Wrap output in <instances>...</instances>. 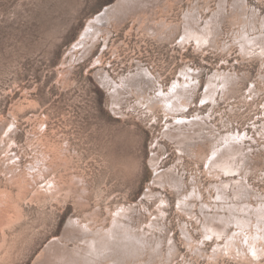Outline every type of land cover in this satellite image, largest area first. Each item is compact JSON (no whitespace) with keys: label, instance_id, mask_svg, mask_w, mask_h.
<instances>
[{"label":"rangeland","instance_id":"obj_1","mask_svg":"<svg viewBox=\"0 0 264 264\" xmlns=\"http://www.w3.org/2000/svg\"><path fill=\"white\" fill-rule=\"evenodd\" d=\"M115 1L0 0V264H33L71 218L91 224L75 232L71 247L120 219L133 235L145 229L144 253L133 258L138 264H264V256L213 254L207 215L225 203L207 159L213 140L203 134L181 151L165 132L175 122L162 101L175 82H189L184 112L204 116L218 138L246 136L245 173L264 195V48L257 53L246 40L260 34L264 44V0H149L113 21L110 35L72 54L87 20ZM194 15L202 26L213 20L211 41L184 39ZM99 70L119 82L129 78L119 104ZM219 72L229 84L215 79L226 90L207 99ZM152 153L159 166L173 168L163 184H155ZM233 175L239 176L224 177ZM148 186L156 195H146ZM197 190L203 196L189 195L192 207H180L179 197Z\"/></svg>","mask_w":264,"mask_h":264},{"label":"bare ground","instance_id":"obj_2","mask_svg":"<svg viewBox=\"0 0 264 264\" xmlns=\"http://www.w3.org/2000/svg\"><path fill=\"white\" fill-rule=\"evenodd\" d=\"M147 1L149 0H116L112 4L105 5L101 11L97 12L87 20L81 35L70 47L74 50L72 51V54L75 52L76 48L87 50L91 46L90 43L92 44L93 42L98 41L102 36L107 37L110 35L112 31L110 30V24H112L113 21L120 20L122 16L124 18V15H127L129 9L136 6V4L138 6L141 3H148ZM132 9L134 10V8ZM191 18L192 17L187 18L190 21L185 24L186 35L184 39L194 37L197 42L207 43L211 41L212 38L209 39V37L214 31L212 26L213 20L207 21L205 24L206 26H202V24L199 23L200 19L197 18V15H194V17ZM193 22H195L196 25H193ZM253 30L255 31V29ZM246 40L247 43H249L247 48H256L257 53L259 52L257 49L258 47L264 48L263 39L260 34H256L255 37H252V35L251 37L246 36ZM263 51L264 50H262V52ZM192 72V69L184 71L183 75L185 76V79L186 76L188 77ZM97 76L114 99V102L119 104L120 93H123V90L126 89V85L129 86L127 88L130 89V85L127 84V79L129 78L122 76L120 79L121 82H119L111 77L105 70H99ZM211 78L212 79L209 81L210 89L207 93V99L214 100L218 91L220 89L226 90L227 86L217 83L215 79L224 78L222 82L227 83L229 81V75H225V72H219L214 74ZM189 84V82L183 83L177 81L171 87L170 91L164 95L162 101H165L166 104L163 103V105H166L170 111L168 113L169 117L175 122L173 124L172 122L169 123L165 132L179 144L181 151H187L190 148L189 146L193 139H203V134L204 136L207 134L208 138L213 140L211 154L207 155V159L210 172H213L212 174L216 176V179L219 177L218 182L214 184L213 187L217 189L219 199L225 201V203H223L222 206L218 204V208L222 211L215 212L214 214L208 213L207 225L205 224L206 227L204 226L206 228L204 235L206 236V239L214 237L216 240V247L213 250L214 255H218L221 251L227 250L235 257V259L236 256L234 254H239L242 258L251 259L264 256V195L251 188L247 179V174L245 173V159L248 157L244 143L246 136H237L233 133H226L218 138V136H215V132L212 129L208 130V123L204 116L196 114L190 117L187 115L184 111L187 108V105L189 106V99L192 95V86H189ZM159 93L160 92L158 91V95ZM159 145L161 144L159 143ZM152 154H154V156L151 158L150 162L156 175L155 184H163L162 182L166 177L174 176L171 171L173 168L171 170L162 168L159 166L160 157L157 155L158 153ZM236 173L239 174L238 178H236L237 175L231 176L232 178L230 180L229 178L224 177V174ZM146 195H156L151 186H148ZM189 195L193 198L203 196L201 193L198 194L197 190V192L193 191L191 194H186V198L179 197L180 207L181 205L192 207V204L189 201ZM254 200L256 201L255 203ZM162 203L168 204V200L162 198ZM212 205L205 203L203 207L206 206V208L210 209ZM159 206L161 207V205ZM119 212L122 215L123 213L127 214L126 206H124ZM199 217L200 216H198V218ZM150 223L151 224L149 225L151 228L157 227V222L155 220H152ZM88 225L90 226L91 224ZM87 226L86 224L83 225L78 218H71L65 225L63 232L58 236L52 237L46 243L33 264H105L104 260L108 261L106 264H127L131 261L133 262L132 264H138L133 258H137L144 253V248L146 247L145 242L147 241L145 238V229L142 230L139 235L136 233L133 235L131 234L132 231L129 229V226L120 219L112 225L109 231L96 232L93 237L86 238L82 243L78 245L75 244V247H71L69 244L74 238L75 232H82L84 230L88 231ZM230 227L232 228L230 229ZM191 238L192 237L188 233L187 239L189 245L194 241V239ZM221 239L222 241H219ZM196 242L198 243V241ZM202 242H199L198 245ZM224 242L225 244H223ZM161 243L162 240L159 239L157 241V247H159ZM191 247L193 249L192 245ZM197 250L202 251L203 249L200 246H197ZM152 251L153 253L158 252L155 244H152Z\"/></svg>","mask_w":264,"mask_h":264}]
</instances>
